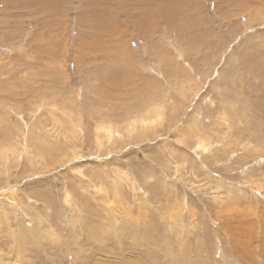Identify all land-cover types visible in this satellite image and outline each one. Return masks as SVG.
<instances>
[{"label":"rangeland","instance_id":"rangeland-1","mask_svg":"<svg viewBox=\"0 0 264 264\" xmlns=\"http://www.w3.org/2000/svg\"><path fill=\"white\" fill-rule=\"evenodd\" d=\"M134 261L264 264V0H0V264Z\"/></svg>","mask_w":264,"mask_h":264},{"label":"bare ground","instance_id":"bare-ground-1","mask_svg":"<svg viewBox=\"0 0 264 264\" xmlns=\"http://www.w3.org/2000/svg\"><path fill=\"white\" fill-rule=\"evenodd\" d=\"M171 1H172V0H171ZM48 2H49V1H48ZM48 2H47V3H48ZM50 2H51V1H50ZM162 2H163V1H162ZM51 3H52V2H51ZM51 3H49V4H51ZM49 4H48V5H49ZM170 4H171V3H170ZM170 4H169V5H170ZM166 5H167V3H166ZM166 5H165V6H166ZM49 6H50V5H49ZM172 7H173V6H172ZM168 8H169V7H168ZM168 10H171V9H168ZM172 10H174V9H172ZM163 11H164V10L162 9V12H163ZM166 11H167V10L164 11V14H166ZM171 13H172V12H171ZM158 14H159V13H158ZM168 15H170V14H168ZM172 15H173V14H172ZM159 16H160V15H159ZM167 17H168V16H167ZM169 17H170V16H169ZM138 24H139V23H138ZM120 65H121V64H120ZM67 194H68V193H67ZM67 196H69V194H68ZM27 223H28V225H32V224H33V223H32V220H27ZM33 230H34V229H33ZM138 262H140V261H134V262H132L131 264H138ZM140 264H141V263H140Z\"/></svg>","mask_w":264,"mask_h":264}]
</instances>
